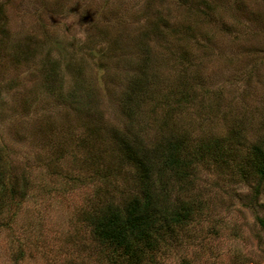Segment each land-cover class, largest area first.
<instances>
[{
    "label": "rangeland",
    "instance_id": "374dc122",
    "mask_svg": "<svg viewBox=\"0 0 264 264\" xmlns=\"http://www.w3.org/2000/svg\"><path fill=\"white\" fill-rule=\"evenodd\" d=\"M130 134L181 144L196 206L137 262L83 221L138 192ZM263 138L264 0H0V264H264V182L235 165Z\"/></svg>",
    "mask_w": 264,
    "mask_h": 264
},
{
    "label": "trees",
    "instance_id": "16d2710c",
    "mask_svg": "<svg viewBox=\"0 0 264 264\" xmlns=\"http://www.w3.org/2000/svg\"><path fill=\"white\" fill-rule=\"evenodd\" d=\"M139 94L140 91L136 95ZM239 133L234 129L229 134V143L221 150L223 152L220 151L226 158L224 161L236 157L238 147H242ZM130 137L133 138L131 143L123 139L121 150L126 156L133 154L138 192L124 204L107 203L95 211L91 209L83 221L98 241L137 262L145 252L174 241L195 213L196 206L193 207V201L182 199L180 191H173L171 187L172 179L188 178L189 174L190 163L182 162L181 144L162 143V137L153 142L141 139L137 134H130ZM236 161L235 165L242 173L250 171L259 182H264V138L250 143L246 155H238ZM0 178L4 179L2 174Z\"/></svg>",
    "mask_w": 264,
    "mask_h": 264
}]
</instances>
